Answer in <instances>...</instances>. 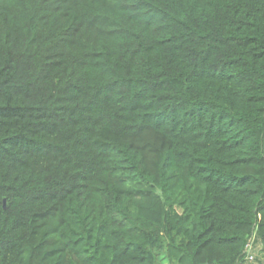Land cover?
Here are the masks:
<instances>
[{
    "label": "trees",
    "instance_id": "1",
    "mask_svg": "<svg viewBox=\"0 0 264 264\" xmlns=\"http://www.w3.org/2000/svg\"><path fill=\"white\" fill-rule=\"evenodd\" d=\"M0 264H264V0H0Z\"/></svg>",
    "mask_w": 264,
    "mask_h": 264
},
{
    "label": "built area",
    "instance_id": "2",
    "mask_svg": "<svg viewBox=\"0 0 264 264\" xmlns=\"http://www.w3.org/2000/svg\"><path fill=\"white\" fill-rule=\"evenodd\" d=\"M247 252H248V260L252 261L254 259V255H253V253L251 251V245H248Z\"/></svg>",
    "mask_w": 264,
    "mask_h": 264
},
{
    "label": "rangeland",
    "instance_id": "3",
    "mask_svg": "<svg viewBox=\"0 0 264 264\" xmlns=\"http://www.w3.org/2000/svg\"><path fill=\"white\" fill-rule=\"evenodd\" d=\"M252 246H253V245H252ZM252 246H251V251H252V253L254 252V254H257V253H258L257 248L254 249Z\"/></svg>",
    "mask_w": 264,
    "mask_h": 264
}]
</instances>
